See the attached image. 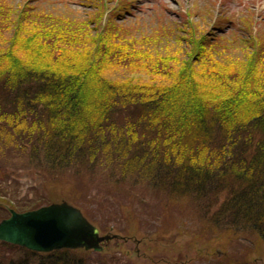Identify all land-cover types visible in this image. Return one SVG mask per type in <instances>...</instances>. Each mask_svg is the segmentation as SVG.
Instances as JSON below:
<instances>
[{
	"label": "trees",
	"instance_id": "trees-1",
	"mask_svg": "<svg viewBox=\"0 0 264 264\" xmlns=\"http://www.w3.org/2000/svg\"><path fill=\"white\" fill-rule=\"evenodd\" d=\"M31 1L0 0V157L49 193L9 198L0 167V217L56 200L126 208V190L149 188L197 208L218 237L264 246V36L217 37L188 18L142 33L115 22L125 4L106 16L93 0L79 18ZM92 253L0 240V264H127Z\"/></svg>",
	"mask_w": 264,
	"mask_h": 264
},
{
	"label": "rangeland",
	"instance_id": "rangeland-1",
	"mask_svg": "<svg viewBox=\"0 0 264 264\" xmlns=\"http://www.w3.org/2000/svg\"><path fill=\"white\" fill-rule=\"evenodd\" d=\"M31 2L40 12L79 18L86 16L93 9L91 6H94L93 0ZM107 2L111 11L106 16H111L116 7L120 8L125 4L124 12L117 15L115 22L136 28L137 31L142 30V33L161 24L168 27L175 24L182 30L188 18L189 21L199 23L201 31L211 30L217 37L247 36V31L252 28L264 36V0ZM240 49L234 50L233 58L238 59L248 52L246 49L239 51ZM0 167L7 169L8 175L10 174L9 198L19 196L22 199H35L37 193L44 190L45 186L41 183L43 178L28 168L20 158L0 157ZM130 186L128 184L123 189ZM44 191L45 195L49 193V190ZM126 192L121 199L126 208L115 205V208L106 206L107 209H102V205L93 199V203L90 200L78 201L77 205L85 209L79 208L83 213L88 212L87 215L101 235H117L103 243L102 251L88 250L87 252H93V257H96L95 253H102L105 258H121L127 264H264V246L256 243L257 238L234 241L220 238L218 233L211 231L199 218L197 208L185 201L175 202L166 193L158 192L155 195L149 188L130 189ZM100 193L111 201V193L107 190H100ZM117 194L121 193H116L115 196ZM59 202L62 201H57ZM2 218L0 217V222Z\"/></svg>",
	"mask_w": 264,
	"mask_h": 264
},
{
	"label": "water",
	"instance_id": "water-1",
	"mask_svg": "<svg viewBox=\"0 0 264 264\" xmlns=\"http://www.w3.org/2000/svg\"><path fill=\"white\" fill-rule=\"evenodd\" d=\"M117 235H101L82 210L66 201L16 212L0 222V240L35 252L61 249L103 250Z\"/></svg>",
	"mask_w": 264,
	"mask_h": 264
},
{
	"label": "bare ground",
	"instance_id": "bare-ground-1",
	"mask_svg": "<svg viewBox=\"0 0 264 264\" xmlns=\"http://www.w3.org/2000/svg\"><path fill=\"white\" fill-rule=\"evenodd\" d=\"M57 201H59V200H57ZM57 201L56 202H52V203H50V204H53V203H57ZM62 202L63 201H66V200H61ZM66 202H68V201H66ZM68 203H70V202H68ZM50 204H48V205H50ZM71 204V203H70ZM73 205V204H72ZM44 206H46V205H44ZM75 206V205H74ZM38 209V208H37ZM13 210V209H12ZM35 210V209H34ZM14 211H16V210H14ZM30 211V210H29ZM16 212H19V211H16ZM24 212H26V211H24ZM10 216H11V210H10ZM84 216L89 220V218L84 214ZM90 222H91V220H89ZM92 223V222H91ZM95 225V224H94ZM96 226V225H95ZM97 227V226H96Z\"/></svg>",
	"mask_w": 264,
	"mask_h": 264
}]
</instances>
